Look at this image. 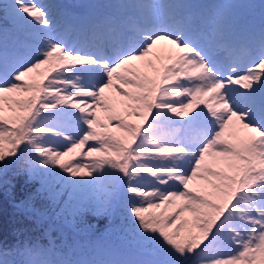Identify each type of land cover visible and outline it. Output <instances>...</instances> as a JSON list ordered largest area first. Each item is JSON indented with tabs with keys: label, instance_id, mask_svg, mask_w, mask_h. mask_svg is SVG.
<instances>
[{
	"label": "snow or ice",
	"instance_id": "6c2138e0",
	"mask_svg": "<svg viewBox=\"0 0 264 264\" xmlns=\"http://www.w3.org/2000/svg\"><path fill=\"white\" fill-rule=\"evenodd\" d=\"M81 7L0 2V189L40 184L0 264H264V4ZM88 213L110 239H76Z\"/></svg>",
	"mask_w": 264,
	"mask_h": 264
},
{
	"label": "trees",
	"instance_id": "16d2710c",
	"mask_svg": "<svg viewBox=\"0 0 264 264\" xmlns=\"http://www.w3.org/2000/svg\"><path fill=\"white\" fill-rule=\"evenodd\" d=\"M68 2L69 3L67 6H71L72 8L76 6L75 0H68ZM11 26H12V22L10 20L4 19L2 17V13H0V27L11 28ZM70 156L72 158L73 163H75V161L79 159L78 153L70 154ZM19 177L22 178V176H19ZM11 187H13V185H11ZM15 201H17V197L12 198L9 196V194L5 195L3 191L0 190V219H2L6 223L15 225L16 227H25V225L23 224L16 223V219L18 218L19 213L13 207L14 204H17ZM85 220H86V225L81 226L84 237L89 238L91 234H97V238L99 242H103V241L110 239L113 233V226L114 224L118 223V220L108 217V216H104L103 214L88 213L85 216ZM107 222H111V225L108 228H107L108 225H104ZM88 225H90L91 227H87ZM45 226H47V221H45ZM27 232H28V235L33 239H36V238L41 239V237L43 238L45 235L49 234V233H45L44 228H37V227L28 228ZM70 232H71V229H68V233ZM6 238L9 243L13 242L14 238L11 234V231H9Z\"/></svg>",
	"mask_w": 264,
	"mask_h": 264
},
{
	"label": "rangeland",
	"instance_id": "374dc122",
	"mask_svg": "<svg viewBox=\"0 0 264 264\" xmlns=\"http://www.w3.org/2000/svg\"><path fill=\"white\" fill-rule=\"evenodd\" d=\"M0 2H3V0H0ZM38 4H44L48 5L50 4L47 0H37ZM92 4V3H88ZM125 119H132L135 120L136 118L134 117H125ZM9 180L11 181V191L9 196L12 198L17 197V201H15L17 204L22 200L28 198L30 195H34V193L40 189V184L37 181H32V182H25V177L22 176L20 178L19 176H13L11 173L9 174ZM2 190V189H0ZM3 191V190H2ZM19 192V194H18ZM66 199V197H65ZM15 200V199H14ZM34 204L37 208L41 209V211L46 212L45 214H49L48 212V205L41 199H34ZM59 211V209H57ZM153 211H159L157 209H154Z\"/></svg>",
	"mask_w": 264,
	"mask_h": 264
}]
</instances>
